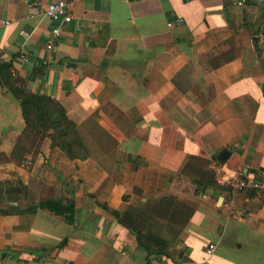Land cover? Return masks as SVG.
<instances>
[{"label":"crops","instance_id":"0c3cea01","mask_svg":"<svg viewBox=\"0 0 264 264\" xmlns=\"http://www.w3.org/2000/svg\"><path fill=\"white\" fill-rule=\"evenodd\" d=\"M56 1L0 0V264H264V191L233 188L264 171V0H61L45 50ZM7 69L63 108L83 159L46 138L11 158L24 123ZM206 171L215 186L195 194ZM161 198L193 212L147 259L110 212Z\"/></svg>","mask_w":264,"mask_h":264},{"label":"trees","instance_id":"16d2710c","mask_svg":"<svg viewBox=\"0 0 264 264\" xmlns=\"http://www.w3.org/2000/svg\"><path fill=\"white\" fill-rule=\"evenodd\" d=\"M3 80L18 101L24 123V131L11 155L14 161L18 164L24 161L26 157L23 153H26L30 163L44 138L50 141L51 148H57L69 160L85 157V149L74 124L66 118L63 108L56 101L17 86L8 69ZM194 184L195 194L205 187L215 186L207 171ZM192 212V207L174 198H161L147 199L122 212L111 211L110 214L119 226L131 233L148 259L168 256V249L179 244V234Z\"/></svg>","mask_w":264,"mask_h":264},{"label":"built area","instance_id":"2783aa9c","mask_svg":"<svg viewBox=\"0 0 264 264\" xmlns=\"http://www.w3.org/2000/svg\"><path fill=\"white\" fill-rule=\"evenodd\" d=\"M248 1H252V2H258L260 0H236L235 2V6L236 7H242L244 5H246V3ZM66 4L59 0L56 2H52L49 3L48 5L45 6V8L42 11V14L51 22V26L49 29V34H48V39L44 45V49L45 50H51L55 40L58 38L59 36V29H58V25L60 23H67L69 21V16L67 15V10H66ZM181 23V20H176L174 21L173 24L178 25ZM3 26L8 25L7 21H3L1 23ZM172 23H168L167 26L171 27L173 25ZM18 34L24 39L26 40L28 38V34L24 31H19ZM16 60L19 62V64L24 65V66H28L31 64L30 59H28V57L26 56V53L23 50H19L16 54ZM248 187L251 190H262L264 191V171H258L253 179L251 181H247V180H237L234 185L233 188L236 191H240L244 188ZM213 249V245L210 244L207 246L206 248V254L209 255L211 253V250Z\"/></svg>","mask_w":264,"mask_h":264},{"label":"water","instance_id":"95a60500","mask_svg":"<svg viewBox=\"0 0 264 264\" xmlns=\"http://www.w3.org/2000/svg\"><path fill=\"white\" fill-rule=\"evenodd\" d=\"M228 156V153L226 151H220L217 156L216 159L218 161H223L226 157Z\"/></svg>","mask_w":264,"mask_h":264},{"label":"rangeland","instance_id":"374dc122","mask_svg":"<svg viewBox=\"0 0 264 264\" xmlns=\"http://www.w3.org/2000/svg\"><path fill=\"white\" fill-rule=\"evenodd\" d=\"M26 145H27V143H26Z\"/></svg>","mask_w":264,"mask_h":264}]
</instances>
